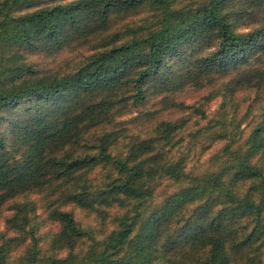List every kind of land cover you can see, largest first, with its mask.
<instances>
[{"label": "trees", "instance_id": "obj_1", "mask_svg": "<svg viewBox=\"0 0 264 264\" xmlns=\"http://www.w3.org/2000/svg\"><path fill=\"white\" fill-rule=\"evenodd\" d=\"M177 2L0 0V125L23 101L39 107L33 116L14 120L9 136L0 130V207L32 192L51 196L58 205L48 208V217L59 224L52 243L67 248L65 255L41 254L36 203L14 202L7 223L30 243L24 255L11 258L9 243L15 239L0 242V264H161V255L190 241L207 249L202 264H229L228 237L240 220L247 230L235 248L264 246V164L255 161L264 148V116L242 144L234 146L231 134L217 165L199 172L165 151L181 127L178 121H162L157 134L142 137L117 120L144 104L147 81L167 59L184 56L194 44L208 49L188 67L196 85L244 65L238 83L264 86V71L245 66L255 49L264 48V0ZM142 11L151 13L150 22L103 36L68 72H40L20 50L36 43L59 49L84 45L116 19ZM237 13L247 29L235 27ZM69 96L73 102L54 111L40 105ZM219 123L216 138L230 135L224 120ZM165 177L180 187L153 203ZM67 203L125 209L115 229L97 239L73 212L61 209ZM192 204V216L178 226L174 240L164 241L165 230ZM85 239L90 243L80 248ZM248 261L261 264L259 255Z\"/></svg>", "mask_w": 264, "mask_h": 264}, {"label": "rangeland", "instance_id": "obj_2", "mask_svg": "<svg viewBox=\"0 0 264 264\" xmlns=\"http://www.w3.org/2000/svg\"><path fill=\"white\" fill-rule=\"evenodd\" d=\"M191 0H178L177 4H185ZM233 10L232 13H235ZM151 13L142 11L133 16L116 19L111 28L93 37L84 45L67 46L59 49L51 44L36 43L31 46L21 47L20 50L26 55V60L33 64L40 72H52L61 70L71 71L77 64L91 53L103 36L109 35L121 29L126 24L147 23L151 21ZM237 13L232 20L238 30L247 29V23ZM242 19V20H240ZM207 47L194 44L184 56L169 58L161 66L158 74L146 83L147 99L144 104L123 112L117 120L128 128L130 134L142 137L154 136L156 126L162 121H178L181 125L175 133L173 141L166 147L168 154L182 157L188 170L199 172L217 165L222 149L229 138L235 140L234 146L242 144L251 133L254 126L264 116V86H246L244 82L238 83V74L244 65H238L239 69L229 68L225 72L212 74L210 78H203L201 85H196V78L189 76L188 67L194 61L207 52ZM251 64L247 68H255L264 71V48H257L250 54ZM255 59V60H254ZM189 76V77H188ZM264 84V82H263ZM74 96L46 100L43 105L45 110L54 111L65 104H71ZM28 110V111H27ZM39 111V107L28 100L21 102L7 113V118L0 125V130L6 135L14 132L12 123L14 120L31 117ZM220 119L224 120V130L230 135L217 139L220 132ZM232 134V135H231ZM13 142V141H12ZM264 164V148L260 151L255 161ZM241 185V184H240ZM244 185H242L243 187ZM179 183L174 180L163 178L154 194L153 203L160 202L166 195L178 190ZM32 200L36 203V214L39 221L37 236L41 254L58 253L65 255L67 248L53 246V235L59 229V224L48 217V208L58 203L51 196L44 193L32 192L20 195L0 207V242L7 239H15L10 242L11 258H18L26 253L30 238L25 233L12 228L7 220L13 215L12 205L14 202ZM197 204L187 206L181 217L173 222L170 228L164 232V241L174 240L175 230L181 223L192 216ZM61 209L73 212L77 223L89 229L99 239L104 238L116 227V217L125 208L117 206L104 207L95 205L93 208H85L75 203H67ZM244 221L240 220L233 224L228 237L230 263L249 264L248 256L259 255L261 264H264V246L257 248L236 247L242 234L247 230ZM86 240V239H85ZM197 242V241H196ZM195 241L184 243L175 247L165 255H161L159 262L167 264L168 257L184 264H202L206 257L207 249L202 245H196ZM90 240L81 242L80 248H86ZM79 248V247H78Z\"/></svg>", "mask_w": 264, "mask_h": 264}]
</instances>
